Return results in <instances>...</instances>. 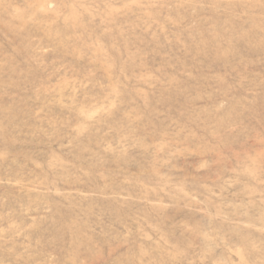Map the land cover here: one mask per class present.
<instances>
[{
    "label": "rangeland",
    "instance_id": "1",
    "mask_svg": "<svg viewBox=\"0 0 264 264\" xmlns=\"http://www.w3.org/2000/svg\"><path fill=\"white\" fill-rule=\"evenodd\" d=\"M0 264H264V0H0Z\"/></svg>",
    "mask_w": 264,
    "mask_h": 264
}]
</instances>
